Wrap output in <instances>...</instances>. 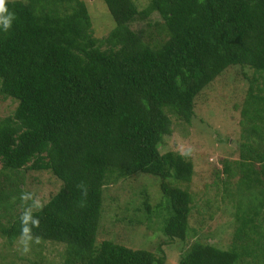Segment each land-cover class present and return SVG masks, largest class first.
Instances as JSON below:
<instances>
[{"label": "trees", "instance_id": "trees-1", "mask_svg": "<svg viewBox=\"0 0 264 264\" xmlns=\"http://www.w3.org/2000/svg\"><path fill=\"white\" fill-rule=\"evenodd\" d=\"M102 1L113 26L95 37L83 0H6L14 19L7 31L0 25V96L15 105L0 117V204L13 213L0 206V235L20 237L22 175L48 170L60 187L35 213L33 234L63 243V264H162V254L95 243L102 187L111 174L157 176L170 210L162 233L191 237L192 164L158 145L169 114L189 123L201 89L236 66L249 70L244 98L232 104L242 125L238 186L226 193L227 163L219 176L235 219L230 245L194 239L178 264H264V0ZM152 13L145 29L129 26Z\"/></svg>", "mask_w": 264, "mask_h": 264}, {"label": "rangeland", "instance_id": "rangeland-1", "mask_svg": "<svg viewBox=\"0 0 264 264\" xmlns=\"http://www.w3.org/2000/svg\"><path fill=\"white\" fill-rule=\"evenodd\" d=\"M83 1L93 36L101 37L108 33L113 21L103 1ZM133 1L138 8H142L149 0ZM156 18L157 15L152 13L148 19L133 20L129 26L134 30L145 29V23ZM243 72L249 75L247 68L232 66L204 86L196 96L194 116L190 118L189 123L177 120L170 113L171 132L163 136L158 145L160 153L172 152L181 155L188 149L192 150L190 156L182 155L192 164L190 181L186 187L192 197L187 217L188 229H195L191 237L169 240L162 233L161 229L170 210L166 199L160 193L159 179L152 174L135 172L122 177L111 174L106 179L101 192V210L95 243L105 239L132 249L162 254V264H178L180 254L194 239L218 247L225 248L230 245L235 219L231 215L233 209L228 196H221L225 184L221 183L219 176L223 164L227 163L230 170L233 169L232 174L226 177L222 173L220 176L226 179V193H231L238 186V144L242 125L239 123L240 107L232 109V104L241 102L244 98L247 80L242 76ZM14 105L13 100L0 96V117L9 114ZM251 166L258 169L259 163L254 161ZM22 178L24 182L22 181L18 195L20 196L22 191L31 192L43 203L60 187V180L48 170H29ZM11 179L14 180L13 177ZM9 190L10 187L6 185L2 191L5 199ZM249 193L253 196L256 191L251 188ZM247 194L248 192H245L243 197ZM11 197L13 199L11 195L10 201ZM232 199L234 201L233 197ZM9 204L10 202L0 204L2 208L7 207L5 212L1 210V214L12 215L13 209ZM0 221L4 222L3 219ZM64 248L63 243L41 240V243L31 245L29 253L23 254L20 237L9 243L0 235V264H63L61 258Z\"/></svg>", "mask_w": 264, "mask_h": 264}, {"label": "clouds", "instance_id": "clouds-1", "mask_svg": "<svg viewBox=\"0 0 264 264\" xmlns=\"http://www.w3.org/2000/svg\"><path fill=\"white\" fill-rule=\"evenodd\" d=\"M14 19V15L8 12L6 6V0H0V25L3 26V30L7 31L11 26V21ZM191 149H188L181 153V155L188 157L191 155ZM80 190L81 196L84 198L80 202V207L84 206V200L87 198L88 189L83 182L76 185ZM21 204L23 211L19 217L20 221V243L22 245V253L27 254L31 251V245L33 243H41L39 236H34L33 229L40 227V218L35 213L43 210L45 204L31 192L22 191L20 194Z\"/></svg>", "mask_w": 264, "mask_h": 264}]
</instances>
